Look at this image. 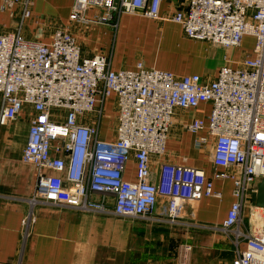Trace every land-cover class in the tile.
<instances>
[{"label":"built area","instance_id":"1","mask_svg":"<svg viewBox=\"0 0 264 264\" xmlns=\"http://www.w3.org/2000/svg\"><path fill=\"white\" fill-rule=\"evenodd\" d=\"M162 1L74 0L69 21L108 24L124 14L157 19ZM16 3L0 0V11L15 17ZM21 5L23 22L31 16L29 0ZM91 8L104 16L88 19ZM171 21L189 40L223 49L239 48L243 37L251 36L252 56L238 68L224 65L207 82L197 74L178 77L143 62L134 70L114 71L105 56L83 58L66 28L43 43L25 40L21 23L0 33V125L16 120L25 106L33 113L22 161L35 168L36 182L20 222L21 253L36 221V207L146 221L153 220L163 198V221L175 225L185 205L221 198L212 179H230L233 200L222 224L213 229L234 247L230 264H264V208L250 205L252 185L264 177V0H188ZM110 97L115 98L117 128L114 140L103 142L98 127L102 105ZM200 104H210L209 116L193 119L187 131L197 135L206 129L214 141L213 177L163 163L152 182L149 158L165 153L174 110H193ZM94 114V125L78 120ZM130 158L135 161V182L122 177ZM191 250L190 245L180 247L181 264H188Z\"/></svg>","mask_w":264,"mask_h":264},{"label":"crops","instance_id":"2","mask_svg":"<svg viewBox=\"0 0 264 264\" xmlns=\"http://www.w3.org/2000/svg\"><path fill=\"white\" fill-rule=\"evenodd\" d=\"M23 1L17 0L15 17L0 11V33L14 31L21 23L19 31L25 40L43 43L49 42L57 29L66 28L80 46L83 58L105 56L114 71L134 70L138 62H143L148 68L178 77L197 74L208 82L224 65L240 67L245 58L252 56L255 45L251 36H244L239 48L230 49L189 40L182 27L171 21L175 11L185 8L188 0H163L157 19L124 14L108 24L97 25L69 21L74 0H29L31 16L20 22ZM86 13L88 19L104 16L92 8ZM102 111L98 139L111 142L117 128L114 97L105 100ZM106 111L108 122L104 120ZM210 111V104H200L193 110H174L165 153L149 158L152 182L163 163L196 168L207 178L213 177L214 141L206 129L197 135L187 131L189 122L205 121ZM32 119L31 107L25 106L16 120L0 125V264H181L179 250L184 245L192 247L188 264L232 262L233 245L213 229L222 224L233 200L230 179H212V188L221 193V198H202L185 205L175 225L163 221L167 213L163 198L158 199L153 220L146 221L36 207V221L21 253L20 222L28 213L26 201L36 182L35 168L22 161ZM78 120L84 125L97 122L95 114L80 116ZM200 138L206 143H199ZM122 177L126 182L137 180L132 158Z\"/></svg>","mask_w":264,"mask_h":264},{"label":"water","instance_id":"3","mask_svg":"<svg viewBox=\"0 0 264 264\" xmlns=\"http://www.w3.org/2000/svg\"><path fill=\"white\" fill-rule=\"evenodd\" d=\"M252 189L254 192L250 197V205L256 208H264V177L257 178Z\"/></svg>","mask_w":264,"mask_h":264},{"label":"rangeland","instance_id":"4","mask_svg":"<svg viewBox=\"0 0 264 264\" xmlns=\"http://www.w3.org/2000/svg\"><path fill=\"white\" fill-rule=\"evenodd\" d=\"M30 28L32 29V27L30 26ZM119 53H120V51H118ZM108 111H106V117H105V119L104 120H106V122H108L109 121V117H108ZM249 210V209H248ZM247 217V216H246ZM118 218H121V217H118ZM124 219H126V218H124Z\"/></svg>","mask_w":264,"mask_h":264}]
</instances>
